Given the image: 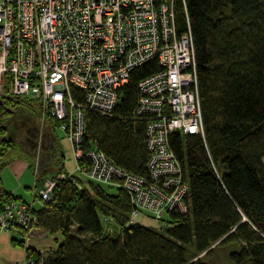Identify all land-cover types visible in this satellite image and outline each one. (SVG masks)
Returning <instances> with one entry per match:
<instances>
[{
    "label": "trees",
    "instance_id": "16d2710c",
    "mask_svg": "<svg viewBox=\"0 0 264 264\" xmlns=\"http://www.w3.org/2000/svg\"><path fill=\"white\" fill-rule=\"evenodd\" d=\"M173 10L176 34L191 37L202 126V134L167 137L187 186L186 212H169L156 229L129 223L131 206L121 189L57 178L65 173L59 150L48 164L56 168L51 199L32 212L34 229L60 242L46 257L28 244L25 264H205L199 255L228 245L236 247L227 255L231 264H264V0H173ZM159 69L154 58L131 69L110 114L84 110L82 148L146 175V120L134 111L137 83ZM70 91L80 100L74 86ZM20 101L36 102L0 98V170L7 152L18 148L40 188L48 165L33 164L35 115ZM16 199L0 179V209Z\"/></svg>",
    "mask_w": 264,
    "mask_h": 264
},
{
    "label": "built area",
    "instance_id": "2783aa9c",
    "mask_svg": "<svg viewBox=\"0 0 264 264\" xmlns=\"http://www.w3.org/2000/svg\"><path fill=\"white\" fill-rule=\"evenodd\" d=\"M152 58L160 69L137 83L134 111L146 120L147 159L146 175H136L102 152L82 148L83 112L110 114L129 71ZM3 91L36 100L57 121L75 170L86 180L126 193L129 223L141 214L164 224L169 212H186L187 186L167 137L202 134V126L191 37L175 32L173 0H0ZM63 177L70 180L71 174L57 175ZM54 183L38 189L39 204L49 202ZM32 211V202L23 200L0 209V231L24 248L35 230Z\"/></svg>",
    "mask_w": 264,
    "mask_h": 264
},
{
    "label": "rangeland",
    "instance_id": "374dc122",
    "mask_svg": "<svg viewBox=\"0 0 264 264\" xmlns=\"http://www.w3.org/2000/svg\"><path fill=\"white\" fill-rule=\"evenodd\" d=\"M1 99H11L15 100L16 97L8 96L6 91L0 93ZM22 104L25 102L20 101ZM33 111V124L34 127L37 128L38 131V139L37 141V149L34 152L33 164L36 169L42 168L44 164H50L54 159L56 160L59 156V150L62 152V163H63V171L71 174V176H75L80 178L79 184L81 186L86 185V179L84 176L80 175L75 170V160L72 157L70 146L64 138V133L58 128L51 125L46 114L41 110L38 102L30 101L26 106ZM17 126V125H16ZM18 133L20 136H24L23 127H18ZM25 138L20 140L21 145L24 147ZM18 148H15L4 156V160L6 161L5 165L0 170V179L2 181V185L4 188L11 189L14 187L16 191L15 194H21L26 203H31L34 209L40 207V204L37 202V192L39 189L38 181L34 182V173L33 169L29 167V161L23 155H18ZM44 171V179L43 184L47 181L51 180V175L56 172V168L53 165H48L47 167H43ZM42 168V169H43ZM21 200V199H16ZM139 223L141 226L156 229L158 226L162 224L158 221L152 220L144 215L139 214L138 217L134 220ZM35 232V230H34ZM34 232L31 234V238L29 240V245H31V239L34 235ZM38 234H41L39 232ZM10 236V234H7ZM11 237V236H10ZM56 239V243L54 241ZM31 242V243H30ZM60 242V237L58 235L50 236L46 234L44 240L39 244V246H35L39 253L46 257L47 254L53 252ZM24 244L21 243L19 248L24 252ZM236 247L232 245L228 246H213L211 248L210 255L205 258L203 255H199V259L204 261L205 264H231L227 258L229 252L235 251Z\"/></svg>",
    "mask_w": 264,
    "mask_h": 264
},
{
    "label": "crops",
    "instance_id": "0c3cea01",
    "mask_svg": "<svg viewBox=\"0 0 264 264\" xmlns=\"http://www.w3.org/2000/svg\"><path fill=\"white\" fill-rule=\"evenodd\" d=\"M4 189L7 192H9L11 195L19 197L21 200H23V202H26V200H24L21 194H15L14 191L16 190L14 189V187L11 189H7V188ZM39 232H41V234H38ZM45 237H46L45 232L39 229L35 230L34 235L31 239L32 243L30 242L31 243L30 246L34 250L38 251L35 246L38 247ZM14 240H15L14 238L0 231V264H25V254L19 248V246L15 244L16 242Z\"/></svg>",
    "mask_w": 264,
    "mask_h": 264
}]
</instances>
